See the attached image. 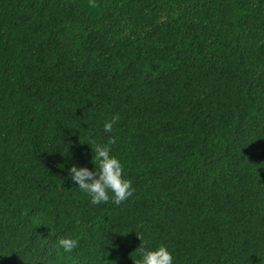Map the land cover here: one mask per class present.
<instances>
[{
    "label": "trees",
    "instance_id": "obj_1",
    "mask_svg": "<svg viewBox=\"0 0 264 264\" xmlns=\"http://www.w3.org/2000/svg\"><path fill=\"white\" fill-rule=\"evenodd\" d=\"M117 115L135 192L92 205L68 170ZM139 237L264 264V0H0V264H134Z\"/></svg>",
    "mask_w": 264,
    "mask_h": 264
},
{
    "label": "clouds",
    "instance_id": "obj_2",
    "mask_svg": "<svg viewBox=\"0 0 264 264\" xmlns=\"http://www.w3.org/2000/svg\"><path fill=\"white\" fill-rule=\"evenodd\" d=\"M120 117L113 116L103 124V131L108 134L107 143L91 141L92 164L94 168L89 170L86 167L73 165L68 170V178L76 185L79 191L90 197L92 205L108 204L109 202L119 206L135 192L132 181L126 178L124 165L116 155L113 154L112 145L115 139L112 137L114 125ZM142 244L139 248V258L134 264H175L172 252L164 245H159L155 250L151 249L142 237H139ZM79 240L62 237L56 242L57 250L64 253H72L79 247ZM27 264H42L39 256H30Z\"/></svg>",
    "mask_w": 264,
    "mask_h": 264
}]
</instances>
